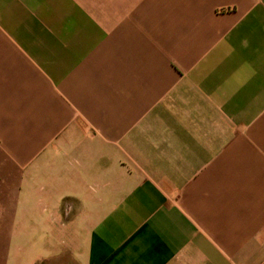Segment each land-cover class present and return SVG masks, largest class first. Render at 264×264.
<instances>
[{
    "label": "crops",
    "instance_id": "obj_1",
    "mask_svg": "<svg viewBox=\"0 0 264 264\" xmlns=\"http://www.w3.org/2000/svg\"><path fill=\"white\" fill-rule=\"evenodd\" d=\"M0 264H264V0H0Z\"/></svg>",
    "mask_w": 264,
    "mask_h": 264
}]
</instances>
